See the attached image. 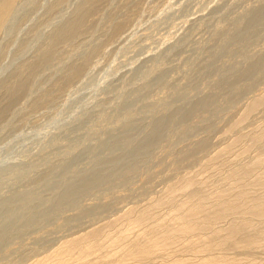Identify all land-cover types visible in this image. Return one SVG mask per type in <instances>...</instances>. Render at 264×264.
I'll return each instance as SVG.
<instances>
[{
	"label": "rangeland",
	"instance_id": "rangeland-1",
	"mask_svg": "<svg viewBox=\"0 0 264 264\" xmlns=\"http://www.w3.org/2000/svg\"><path fill=\"white\" fill-rule=\"evenodd\" d=\"M262 93L264 0H16L0 28V264L162 198L264 197V161L227 177L264 152V102L245 114ZM169 206L148 224L173 222ZM252 235L211 256L264 264V231ZM193 239L151 262L196 260Z\"/></svg>",
	"mask_w": 264,
	"mask_h": 264
},
{
	"label": "bare ground",
	"instance_id": "bare-ground-1",
	"mask_svg": "<svg viewBox=\"0 0 264 264\" xmlns=\"http://www.w3.org/2000/svg\"><path fill=\"white\" fill-rule=\"evenodd\" d=\"M15 2L16 0H0V28L11 13ZM262 102H264V93L249 103L245 110V114L247 112H253L252 110L261 106ZM238 122H235L233 125L231 124V127L229 126L226 132H230L231 129L233 130V127H236ZM238 139H236L235 142H237ZM255 140H258V138L255 137ZM230 146L220 151L225 152V149H228ZM263 159L264 152L259 155L257 154L254 158V162H251L250 165L248 164V166L244 168H239V170L231 171L227 174V177L234 178L236 174L243 175L244 172H247L248 169L252 167V164H259L261 161H264ZM181 181L183 180L181 179L179 182ZM255 181L256 183L254 184H264V180L261 181L257 179ZM193 182L194 181L189 177L185 179L180 183V192H187L191 188L190 185L193 184ZM167 190V195L169 196L173 190V185L171 184ZM224 190H217V192H214L215 194L210 198L211 202L208 203V200L205 201L201 197L198 198L197 194L193 193V191L188 194L189 197L186 198V200L179 203H175L174 201L171 203L170 200L173 199L165 196L168 200H162V198L161 201L150 202L143 211L142 209H128L121 216L107 223L105 222L101 224V226L91 227L82 232L72 233L71 236L66 238L65 236L62 237L64 239L60 240L62 242H59V245L56 244V248L31 251V253H29L32 255H27L25 259L16 264H126L128 261L131 262L130 264H236L238 263L235 260L236 258H228L225 255H211L214 250H219V253L223 252L225 249H231L232 251L242 249L247 251L255 245L256 236L254 237L252 235V231L255 233L264 231V197L250 196L248 195L249 191H246L243 187H239L233 194H229ZM251 190H253V188ZM162 204L172 205L169 207L170 209L172 208L174 212L173 216L170 212V215L169 213L168 215L172 216L171 219H174L173 222L169 221L171 224L160 223L162 220L166 221V218L169 220V217L166 216L165 219L163 218L158 220V222L156 221L160 225H157L156 222H153L156 223V225H153L152 222L148 224L147 221L151 220L153 217V215H151V209L158 208ZM237 211L241 214L237 221L229 223L226 227H214V224L221 218L229 213L232 215V213ZM235 218L238 217L235 216ZM155 219H157V217ZM253 219H257L258 222L254 223ZM121 221L127 225L120 227L118 223ZM146 223L147 225L144 226L142 230L136 231L131 235L129 230H126L127 226H131V224L143 225ZM130 228L133 227L131 226ZM113 229L115 230L114 233H112ZM250 231L251 233H249ZM186 237H196V239L189 241L187 245L182 248L183 252L194 253L197 256L196 260L185 258L187 255L178 258L166 255L159 263L157 260V263L151 262L154 255L156 256L158 254L157 256L159 257L162 251H165L167 247L170 248V246L176 243L177 239ZM98 252L101 253L98 254ZM98 255L100 256L98 257Z\"/></svg>",
	"mask_w": 264,
	"mask_h": 264
}]
</instances>
